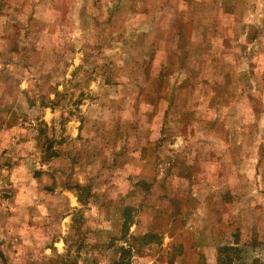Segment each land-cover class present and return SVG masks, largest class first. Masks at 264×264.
Listing matches in <instances>:
<instances>
[{"label":"rangeland","instance_id":"374dc122","mask_svg":"<svg viewBox=\"0 0 264 264\" xmlns=\"http://www.w3.org/2000/svg\"><path fill=\"white\" fill-rule=\"evenodd\" d=\"M115 259L264 264V0H0V264Z\"/></svg>","mask_w":264,"mask_h":264},{"label":"trees","instance_id":"16d2710c","mask_svg":"<svg viewBox=\"0 0 264 264\" xmlns=\"http://www.w3.org/2000/svg\"><path fill=\"white\" fill-rule=\"evenodd\" d=\"M123 250V249H122ZM124 251V250H123ZM112 264H125L124 259L114 260Z\"/></svg>","mask_w":264,"mask_h":264}]
</instances>
